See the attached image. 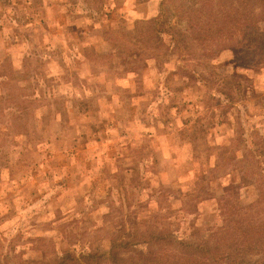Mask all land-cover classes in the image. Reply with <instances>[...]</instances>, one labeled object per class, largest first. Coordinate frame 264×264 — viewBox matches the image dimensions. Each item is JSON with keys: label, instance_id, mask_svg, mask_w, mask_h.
I'll return each mask as SVG.
<instances>
[{"label": "rangeland", "instance_id": "374dc122", "mask_svg": "<svg viewBox=\"0 0 264 264\" xmlns=\"http://www.w3.org/2000/svg\"><path fill=\"white\" fill-rule=\"evenodd\" d=\"M195 2L0 0V264L264 220V18L203 41Z\"/></svg>", "mask_w": 264, "mask_h": 264}, {"label": "trees", "instance_id": "16d2710c", "mask_svg": "<svg viewBox=\"0 0 264 264\" xmlns=\"http://www.w3.org/2000/svg\"><path fill=\"white\" fill-rule=\"evenodd\" d=\"M223 1L228 2L229 6H226ZM255 1H258L263 7L259 12L249 11L247 8L252 6L253 0H199L196 2L194 0L195 4L192 10L196 14L206 13L208 15V17L204 16L201 23L207 17V22L205 21L204 24L209 29L206 30L202 27L201 30L204 29L205 34L209 32L214 37L212 38L208 34V36H203L205 38L200 36L198 39L203 38V41H207L218 38L220 41H228L235 35L253 32L252 25L260 17L264 18V0ZM214 8L217 10L215 13L211 11ZM178 10L176 9V11ZM189 17L191 16L188 15ZM145 237L148 240L144 238L143 241L133 244L142 247L141 250L138 249L140 252L138 256L144 264H264V220L237 226L235 231L232 228L222 231L219 229L208 238L193 242H175L169 236L167 238L159 237L160 242H157L155 236L152 237L150 233ZM150 240L153 241L152 244L148 242ZM171 243H176L177 247H172ZM129 246L131 243L128 240L126 242L122 238L113 240L110 252L108 255L100 256L102 261H98V263L130 264L131 260L128 254L132 252L129 251ZM126 255L128 256L127 260L124 258ZM94 258L96 255L92 256L90 253L82 256L85 263H78L79 261L75 258L73 260L75 264H90Z\"/></svg>", "mask_w": 264, "mask_h": 264}]
</instances>
